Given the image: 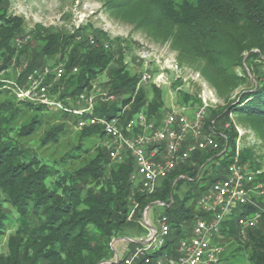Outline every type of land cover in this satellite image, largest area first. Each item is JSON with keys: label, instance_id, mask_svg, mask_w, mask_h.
<instances>
[{"label": "trees", "instance_id": "trees-1", "mask_svg": "<svg viewBox=\"0 0 264 264\" xmlns=\"http://www.w3.org/2000/svg\"><path fill=\"white\" fill-rule=\"evenodd\" d=\"M8 4L9 0H0V72L15 63L22 65L20 57L24 55L27 66L23 75L38 67L64 64L65 74L54 86L55 91L64 86L59 98L71 97L75 102L81 93L90 90L93 80L108 68L114 55L103 45L78 39L80 34L75 33L34 30L33 39L22 43L24 19L10 14ZM108 5L112 9L137 7V26L171 41L180 61L203 63L202 71L221 95L243 87L208 122L227 121L234 115L249 122L264 141V0H108ZM141 77L130 75L122 67L112 72L113 92L130 96L120 104L97 105L94 114L118 116L124 121L144 112L159 123L164 113L161 92L156 90L154 98L147 102L145 91L138 89ZM0 96V236L7 233L6 204L16 209L23 223L9 236V253L0 255V264H99L109 260L113 254L111 240L124 227L139 225L128 220L133 197L139 207L137 217L151 203L165 202L163 213L169 218L171 232L157 254L172 252L175 244L190 234L198 216H212L196 204L214 182L225 177L228 165L234 161L239 137L234 126L222 130L226 138L218 137V150L195 153L162 181L155 194L136 192L132 196V156L114 162L109 150L96 144L90 158V150L78 145V151L67 152L55 164L48 163L10 134L18 128L20 137L34 135L46 121L39 112L49 108L17 100L9 90H0ZM130 104L132 109L125 110ZM55 116L59 124L45 130L41 138L44 147L58 143L68 123L75 125L80 119L61 111ZM95 137H107L101 125L81 129V139ZM225 148L223 162L215 168L213 163ZM238 156L239 162L249 163L254 170L261 168L256 165L253 149L243 147ZM59 163L78 166L61 171L56 166ZM205 165L212 169H205ZM49 177L54 178L50 186ZM208 177L212 183L203 185ZM259 179L264 181V173ZM185 183L189 189L180 196L177 190ZM255 209L248 206L246 211ZM34 217L38 223L31 228L29 220ZM237 218L234 214L228 216L214 239L224 247L221 256L228 243L236 244L234 255L241 254L248 264H264V218L260 227L249 230L246 237ZM229 264L242 261L235 256Z\"/></svg>", "mask_w": 264, "mask_h": 264}, {"label": "built area", "instance_id": "built-area-1", "mask_svg": "<svg viewBox=\"0 0 264 264\" xmlns=\"http://www.w3.org/2000/svg\"><path fill=\"white\" fill-rule=\"evenodd\" d=\"M26 66L27 62H23L13 75H8L10 69L2 70L0 90H9L17 100L44 105L54 111L79 117L80 111L90 112V118H80L76 126L83 128L101 125L107 136L104 145L114 162H122L127 155L133 157L134 168L130 176L132 196L136 192L143 194L148 189L158 190L162 181L191 160L195 153L218 150L221 145L218 137L226 138L223 132L218 131L214 121L207 122V109L203 106L193 114L183 111L164 112L159 123L147 117L144 112L124 121L118 116L105 119V116L94 114L93 102L88 100L85 93H81L75 102L71 97L59 98L61 92L55 91L54 86L65 74L64 64L38 67L23 75ZM76 71L77 68H74ZM150 76L145 70L141 85H146V79ZM225 151L226 148L220 155ZM263 173L261 169L254 170L249 163L234 159L228 165L225 177L215 182L197 200V208L212 216H198L190 234L181 238L172 252L168 251L159 259H149V250L159 245V241L167 238L171 232L169 218L162 212L154 224L149 215L151 205L137 217V200L133 197L128 220L144 228V234L136 246L132 250L126 249L123 255L112 243L116 250L113 264H219L224 247L215 243L214 239L220 234V226L230 216L231 210L243 213L240 224L244 237L249 230L260 227L264 218V202L261 197L264 195V181H260L259 176ZM248 198L259 200V207L254 211H246ZM153 203L165 206L162 201Z\"/></svg>", "mask_w": 264, "mask_h": 264}, {"label": "rangeland", "instance_id": "rangeland-1", "mask_svg": "<svg viewBox=\"0 0 264 264\" xmlns=\"http://www.w3.org/2000/svg\"><path fill=\"white\" fill-rule=\"evenodd\" d=\"M9 13L22 16L24 19L23 42L33 39L32 32L41 30L46 32H66L69 34H80L78 39L94 43L96 46L103 45L114 55L108 68L93 80V86L85 94L88 100L93 102V107L111 104H120L123 98L130 94L114 93L110 80L112 72L118 68H125L129 74L138 75L143 78L146 70L151 76L146 85L138 83V89L145 91L147 102L154 98L156 90L161 92V98L164 102L163 111H183L187 114H193L195 110H200L207 100V122L213 120V116L218 113L227 102L232 99L243 87H239L228 95H221L210 83L207 76L202 71V64L191 61H180L178 51L172 46L171 41L158 38L150 29L137 26L138 9L126 7L123 9H112L108 5V0H9ZM137 15V16H136ZM21 43V44H22ZM21 62L25 61V56H21ZM21 66V65H20ZM15 63L10 68L8 75L15 74V70L20 67ZM64 89V88H63ZM61 85L58 92L63 90ZM0 96V100H2ZM87 102L85 106H87ZM125 110H131L132 105H128ZM54 111L46 109L39 112L44 116L45 123L34 135L20 137L18 128L13 131L11 138L20 140L30 153L36 154L48 163L55 164L67 152L77 150L76 146L81 145L90 150V158L94 154L95 145L103 146L105 138H80L81 129L71 123H68L67 132L63 133L58 143L50 144L47 147L41 145V138L49 127L59 124ZM80 118L87 119L90 112L80 111ZM82 114V115H81ZM85 114V115H84ZM89 114V115H88ZM88 116V117H87ZM26 118H22L25 121ZM21 121V122H22ZM20 124V123H19ZM218 131L234 126L239 133L236 146V156L239 159L240 149L248 147L254 150L256 161L261 170L264 171V141L259 137L256 130L247 121H242L234 115L227 121L215 122ZM105 146V145H104ZM78 151V150H77ZM219 156V155H218ZM224 156L218 157L213 165L218 168L223 162ZM58 168L63 171L67 168L76 167L78 163H69L61 165ZM205 169L211 170V166L205 165ZM208 170V171H209ZM214 173V171H212ZM54 178L48 179L49 186ZM212 183V178L208 177L203 181V185L208 186ZM189 189V184L185 183L178 191L180 196ZM157 192V190H156ZM154 192L153 194H155ZM2 192L0 197L3 198ZM150 194V195H153ZM203 195V194H202ZM264 202V196H262ZM9 212V221L7 222V233L0 236V255L8 254V238L14 234L23 223L18 219V213L14 207L6 204ZM149 206V205H148ZM147 206V207H148ZM147 207L145 209H147ZM153 206L150 215H153ZM254 207V206H253ZM137 205V209H138ZM235 215H239V210H235ZM38 223V218L29 220L30 227ZM128 225L120 231L117 236L111 240L116 250L120 244L118 238L125 234ZM190 225L186 226L189 231ZM223 240L226 238L222 237ZM110 244V245H111ZM228 243L225 254L221 256L224 259L219 264H229L235 256L242 261V264H248L247 259L241 254L232 253L236 244ZM112 246V245H111ZM112 246L113 254L109 260H114L115 248ZM229 259L227 260V258ZM99 264H110L108 261Z\"/></svg>", "mask_w": 264, "mask_h": 264}, {"label": "crops", "instance_id": "crops-1", "mask_svg": "<svg viewBox=\"0 0 264 264\" xmlns=\"http://www.w3.org/2000/svg\"><path fill=\"white\" fill-rule=\"evenodd\" d=\"M150 205H151V208L155 206L153 215H150V212H149V215H150L152 222L156 224L158 215L163 212V207L161 205L154 204V203H151ZM143 229L144 228L140 227L136 223L132 225L131 227H129L128 229H126L125 234H123L122 236H120V238H118V241L120 242V244H118L119 246H117L118 252H120L123 255L126 249L132 250L138 243L140 236L144 234Z\"/></svg>", "mask_w": 264, "mask_h": 264}, {"label": "bare ground", "instance_id": "bare-ground-1", "mask_svg": "<svg viewBox=\"0 0 264 264\" xmlns=\"http://www.w3.org/2000/svg\"><path fill=\"white\" fill-rule=\"evenodd\" d=\"M144 77V76H143ZM150 79V77H148L147 79H146V82L148 81ZM203 101H205V105L203 106V107H205V109H206V106L208 105V103H207V100H203ZM81 113V112H80ZM82 115V114H81ZM85 115V114H84ZM89 115V114H88ZM88 117V116H87ZM90 118V117H89ZM89 118H87V119H89ZM105 119H112V118H107V117H105ZM234 159H237L236 158V156H234ZM218 181V180H217ZM216 181V182H217ZM215 184V182L213 183V185ZM212 188V187H211ZM154 192H156V190H149L148 189V191H144L143 193H145V194H147L148 196L150 195V194H153ZM262 196H264V195H262ZM261 196V197H262ZM137 205H138V203H137ZM248 205L249 206H254L255 208H257V207H259V200L258 199H256V198H248ZM149 207V206H148ZM148 207H147V209H148ZM235 211V210H234ZM233 210H231L230 211V215H232V214H234L235 215V212H234ZM238 216V223H239V225H240V227H241V221L243 220V213H240L239 215H237ZM242 229V228H241ZM169 235V234H168ZM167 235V236H168ZM164 242H166V238H163V240L162 241H159V245H157L156 247H154V248H152L151 250H149V259H159V258H162V256L164 255L165 256V254L167 253V252H165V253H163V254H157L158 253V251L164 246Z\"/></svg>", "mask_w": 264, "mask_h": 264}, {"label": "water", "instance_id": "water-1", "mask_svg": "<svg viewBox=\"0 0 264 264\" xmlns=\"http://www.w3.org/2000/svg\"><path fill=\"white\" fill-rule=\"evenodd\" d=\"M110 262V263H114L113 261H111V260H105V261H102L101 263H105V262Z\"/></svg>", "mask_w": 264, "mask_h": 264}]
</instances>
